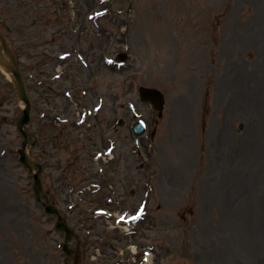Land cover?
Listing matches in <instances>:
<instances>
[{"label": "rangeland", "instance_id": "obj_1", "mask_svg": "<svg viewBox=\"0 0 264 264\" xmlns=\"http://www.w3.org/2000/svg\"><path fill=\"white\" fill-rule=\"evenodd\" d=\"M0 29L24 77L34 78L28 132L41 144L31 154L46 158L65 191L72 180L85 188L88 174L104 179L98 170H105L109 188L84 202L71 195L76 214L57 201L80 236L81 264L125 263L128 245L138 247V262L151 249L152 264H264V0H0ZM72 49L88 68L76 53L57 59ZM124 52V67L105 63ZM4 75L0 69V264H65L64 235L35 201L33 178L16 153L23 105ZM141 86L165 93L162 118L140 101ZM65 90H73L71 98ZM102 95V110L81 127L56 121L78 119ZM137 113L150 125L140 156L128 129ZM118 118L125 124L115 133V160H92ZM209 157L218 166L211 174ZM118 166L124 184L115 186L124 194L116 200ZM108 195L121 202L119 212L145 205L131 237L92 218Z\"/></svg>", "mask_w": 264, "mask_h": 264}, {"label": "water", "instance_id": "obj_2", "mask_svg": "<svg viewBox=\"0 0 264 264\" xmlns=\"http://www.w3.org/2000/svg\"><path fill=\"white\" fill-rule=\"evenodd\" d=\"M6 54V56L4 55ZM0 63L3 65L6 70L13 74V78L15 81V85L17 88V92L19 94V97L22 101H24L28 108L23 111L22 116L20 117L19 122V128L21 132L24 134L25 137H27L26 133L23 131V127L26 124H29L30 122V109H29V99L27 97L26 91H25V85L22 79L21 74L19 73L18 66L14 60L13 54L9 50L7 44L5 43V40L0 35ZM142 97L144 100H147L150 98L154 99L152 103L157 105V109L161 112L163 109L164 99L163 96H161L158 92L154 90H147V89H141ZM26 142L23 143L24 149H21L19 151L21 155V162L24 164L26 168H28L31 172H33L35 167H39V164L34 162L30 156L26 153L25 147ZM35 177V185L34 190L36 192V198L38 201H40V195L42 193L41 189V183L39 179V173L34 175ZM48 213L52 214L54 211H52L50 208H47ZM57 229L65 231L67 233L68 240L71 239V236L74 235V232L68 227L67 223L65 221H60L57 224ZM65 251L70 254V249L68 245H65Z\"/></svg>", "mask_w": 264, "mask_h": 264}, {"label": "bare ground", "instance_id": "obj_3", "mask_svg": "<svg viewBox=\"0 0 264 264\" xmlns=\"http://www.w3.org/2000/svg\"><path fill=\"white\" fill-rule=\"evenodd\" d=\"M153 258H154V256L152 257V259H151V261H150V263H149V264H152V263H153Z\"/></svg>", "mask_w": 264, "mask_h": 264}, {"label": "flooded vegetation", "instance_id": "obj_4", "mask_svg": "<svg viewBox=\"0 0 264 264\" xmlns=\"http://www.w3.org/2000/svg\"><path fill=\"white\" fill-rule=\"evenodd\" d=\"M42 155V154H41ZM44 158V157H43ZM82 168L78 167L77 170H81Z\"/></svg>", "mask_w": 264, "mask_h": 264}]
</instances>
